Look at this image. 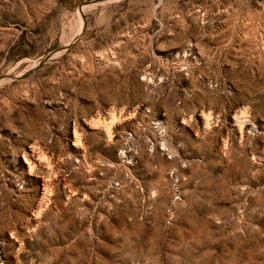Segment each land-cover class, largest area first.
Wrapping results in <instances>:
<instances>
[{"label":"rangeland","instance_id":"rangeland-1","mask_svg":"<svg viewBox=\"0 0 264 264\" xmlns=\"http://www.w3.org/2000/svg\"><path fill=\"white\" fill-rule=\"evenodd\" d=\"M89 1L0 0V264H264V0Z\"/></svg>","mask_w":264,"mask_h":264},{"label":"water","instance_id":"water-1","mask_svg":"<svg viewBox=\"0 0 264 264\" xmlns=\"http://www.w3.org/2000/svg\"><path fill=\"white\" fill-rule=\"evenodd\" d=\"M101 0H91L89 1V3L87 5H93V4H96V3H99ZM61 47H55L52 51H57V50H60Z\"/></svg>","mask_w":264,"mask_h":264}]
</instances>
